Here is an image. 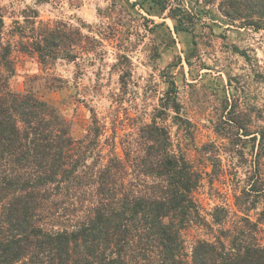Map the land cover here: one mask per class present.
Segmentation results:
<instances>
[{"label":"trees","instance_id":"16d2710c","mask_svg":"<svg viewBox=\"0 0 264 264\" xmlns=\"http://www.w3.org/2000/svg\"><path fill=\"white\" fill-rule=\"evenodd\" d=\"M157 5L165 10L164 1ZM217 8L231 25L264 31V0H218ZM172 14L182 31L193 19L181 9ZM38 17L26 9L5 32L0 14V264H264V174L254 166L233 196L235 211L216 206L208 221L195 194L219 160H210L211 173L199 171L157 123L167 109L183 121L173 89L121 155L101 139L94 114L85 137L74 140L53 106L10 89L13 52L42 66L105 55L103 38L84 34L85 25ZM261 158L260 136L254 164ZM192 226L218 228L188 253L183 232Z\"/></svg>","mask_w":264,"mask_h":264},{"label":"rangeland","instance_id":"374dc122","mask_svg":"<svg viewBox=\"0 0 264 264\" xmlns=\"http://www.w3.org/2000/svg\"><path fill=\"white\" fill-rule=\"evenodd\" d=\"M158 1L0 0L5 32L32 9L50 24L85 25L82 32L103 38L105 51L91 64L77 59L47 66L13 52L10 89L31 91L53 106L74 140L85 137L94 114L101 139L113 140L119 155L125 144L135 145L140 127L154 119L173 89L178 117L190 125L178 122L172 109L157 123L199 171L211 173L210 160H219L217 174L204 176L195 194L210 221L216 206L235 211L233 196L254 166L264 174V158L254 164L260 136L264 142V31L231 25L218 0H162L165 10ZM175 8L193 17L183 20L185 31L172 14ZM217 228H188L186 251L196 240H211Z\"/></svg>","mask_w":264,"mask_h":264}]
</instances>
